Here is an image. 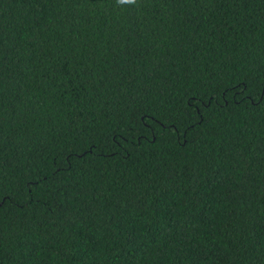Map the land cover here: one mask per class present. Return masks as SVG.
<instances>
[{"label":"trees","instance_id":"obj_1","mask_svg":"<svg viewBox=\"0 0 264 264\" xmlns=\"http://www.w3.org/2000/svg\"><path fill=\"white\" fill-rule=\"evenodd\" d=\"M0 264H264V0H0Z\"/></svg>","mask_w":264,"mask_h":264},{"label":"clouds","instance_id":"obj_2","mask_svg":"<svg viewBox=\"0 0 264 264\" xmlns=\"http://www.w3.org/2000/svg\"><path fill=\"white\" fill-rule=\"evenodd\" d=\"M120 4H133L135 0H118Z\"/></svg>","mask_w":264,"mask_h":264}]
</instances>
